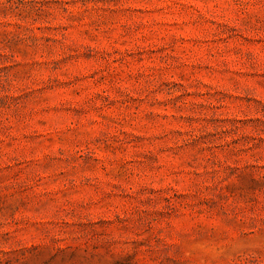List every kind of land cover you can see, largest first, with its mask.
Returning a JSON list of instances; mask_svg holds the SVG:
<instances>
[{
  "label": "rangeland",
  "instance_id": "1",
  "mask_svg": "<svg viewBox=\"0 0 264 264\" xmlns=\"http://www.w3.org/2000/svg\"><path fill=\"white\" fill-rule=\"evenodd\" d=\"M0 264H264V0H0Z\"/></svg>",
  "mask_w": 264,
  "mask_h": 264
}]
</instances>
